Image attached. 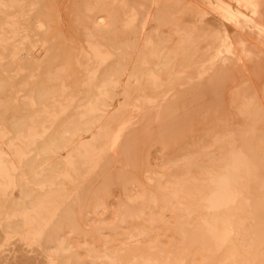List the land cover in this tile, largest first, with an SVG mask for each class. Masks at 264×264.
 <instances>
[{
	"label": "bare ground",
	"instance_id": "1",
	"mask_svg": "<svg viewBox=\"0 0 264 264\" xmlns=\"http://www.w3.org/2000/svg\"><path fill=\"white\" fill-rule=\"evenodd\" d=\"M61 1L0 0V233L38 244L49 258L66 256V264L86 251L108 264H264V114L248 83L229 95L239 122L224 116L223 137L216 133L209 154L204 141L221 120L200 121V138L180 155L189 165L174 191L161 196L184 206L174 245L164 249L160 238L141 233L97 236L82 240L83 252L60 231L72 220V205L95 200L84 175L104 177L128 106L143 113L146 102L138 100L160 85L146 62L198 61V75L219 78L237 59L264 52V0H168L153 13L152 27L144 0H67L62 11ZM66 6L75 21L67 27ZM161 24L167 35L158 32ZM149 29L154 35L142 37ZM168 40L171 50L161 51ZM115 94L122 107L101 113ZM76 99L84 106L67 114Z\"/></svg>",
	"mask_w": 264,
	"mask_h": 264
},
{
	"label": "rangeland",
	"instance_id": "2",
	"mask_svg": "<svg viewBox=\"0 0 264 264\" xmlns=\"http://www.w3.org/2000/svg\"><path fill=\"white\" fill-rule=\"evenodd\" d=\"M62 1L60 5L58 4L61 11L65 7L62 4L67 0ZM167 1L144 0L146 23L151 27L155 24L153 13ZM64 11L65 24L74 23L71 10L66 6ZM69 23L64 26L67 27ZM158 32L167 35L168 27L161 24ZM141 35L152 36L154 30L149 29ZM77 37L81 38V36ZM81 41L85 44L83 40ZM171 43L169 40L162 43L161 51H170ZM78 44L81 42L79 41ZM263 58L264 52L259 51L252 58H244L243 61L237 59L232 63L228 73L215 80H210L205 72L198 75V61L172 60L162 65L155 59H149L146 62V70L156 71L161 83L156 89L146 88V96L138 100L141 105L143 102L140 100L146 102L143 113L132 109L131 105L128 106L124 118L129 119V122L123 127L120 142L109 144V158L103 168L104 177L97 176L96 171L84 175L85 181L96 190L95 200L83 203L80 207L78 204L72 205V220L60 229L68 246L73 250L85 252V248H82L84 239L97 236L122 238L139 233L160 238L162 242L159 245L164 249L168 248L169 243L170 246L174 245L176 241L174 238L181 234L176 228L181 226L178 225L181 224L179 220L184 216V206L175 198L165 199L164 196L163 199L161 196L168 191H174L182 174L180 169L189 165L187 158L180 155L186 151L189 140L200 138L202 134L199 131L200 121L214 123L221 120L220 127L213 130L210 138L207 137L204 141L203 148H206L209 154L216 151V133L220 138L223 137L224 116L231 124L239 122L240 117L234 101L232 103L229 100L231 90L242 91L249 85L245 89L254 95L264 114ZM240 63H243L241 64L244 66L243 69L240 68ZM175 71H180L179 76L171 79ZM81 74H85L83 70ZM232 74L235 75L233 78L230 77ZM245 75L248 80L244 79ZM67 81L71 83L72 78L69 77ZM93 82H97V78H94ZM118 83H124V79L120 78ZM131 100L137 101L133 95ZM123 101L121 94H115L112 99L107 98L109 110L101 113H117ZM81 102L79 99L73 101L67 114L78 112L84 106ZM263 122L262 126H264ZM116 124L112 122L111 127L115 129ZM99 128L100 126L94 125L91 130L97 131ZM76 142L74 140V143ZM191 225H187L189 227L187 229H190ZM0 234V264L4 262L5 264H66V256L49 258L34 242L29 243L17 235L6 237ZM15 246H20L22 250L18 251ZM81 253L79 256L81 261L74 264H108L104 259L102 261L94 256L89 257L85 254L87 251ZM14 254L22 258H14Z\"/></svg>",
	"mask_w": 264,
	"mask_h": 264
}]
</instances>
